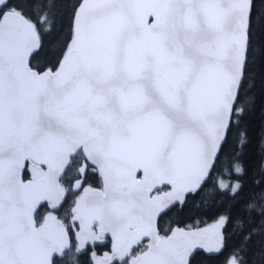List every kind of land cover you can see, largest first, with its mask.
Wrapping results in <instances>:
<instances>
[{"label":"snow or ice","instance_id":"obj_1","mask_svg":"<svg viewBox=\"0 0 264 264\" xmlns=\"http://www.w3.org/2000/svg\"><path fill=\"white\" fill-rule=\"evenodd\" d=\"M0 264H264V0H0Z\"/></svg>","mask_w":264,"mask_h":264},{"label":"trees","instance_id":"obj_2","mask_svg":"<svg viewBox=\"0 0 264 264\" xmlns=\"http://www.w3.org/2000/svg\"><path fill=\"white\" fill-rule=\"evenodd\" d=\"M206 219H207V222L208 223H211L212 222L210 217L209 218H206Z\"/></svg>","mask_w":264,"mask_h":264}]
</instances>
